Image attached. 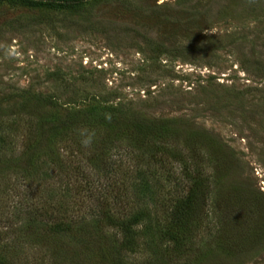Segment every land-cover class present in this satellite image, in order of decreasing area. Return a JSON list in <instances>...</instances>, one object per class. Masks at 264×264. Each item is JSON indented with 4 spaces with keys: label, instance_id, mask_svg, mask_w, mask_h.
I'll use <instances>...</instances> for the list:
<instances>
[{
    "label": "rangeland",
    "instance_id": "374dc122",
    "mask_svg": "<svg viewBox=\"0 0 264 264\" xmlns=\"http://www.w3.org/2000/svg\"><path fill=\"white\" fill-rule=\"evenodd\" d=\"M40 97L49 102L45 107L38 105ZM25 100L33 113L23 110ZM0 106V245L13 242L16 264L64 260L46 245L30 246L21 219L31 208L54 213L61 202L77 206L74 215L84 214L89 198L75 193L68 157L84 161L103 140L99 127L83 145L70 137L50 139L29 167L23 148L43 138L41 121L51 124L67 116L81 122L88 111L107 107L146 121L170 120L232 150L230 181L264 198V0H85L73 7L3 0ZM105 143L112 159L127 148L126 140ZM149 146L136 149L114 178L126 190L113 194L146 217L125 259L182 264V258L162 251L163 244L156 245L155 223L164 222L176 188L166 168L151 158ZM183 152L188 160V150ZM60 159L68 163L60 166ZM213 217L216 213L192 231L193 251L212 245ZM114 232L107 230L112 238ZM249 249L248 259L215 251L207 264H264V239Z\"/></svg>",
    "mask_w": 264,
    "mask_h": 264
},
{
    "label": "trees",
    "instance_id": "16d2710c",
    "mask_svg": "<svg viewBox=\"0 0 264 264\" xmlns=\"http://www.w3.org/2000/svg\"><path fill=\"white\" fill-rule=\"evenodd\" d=\"M25 1L32 5L73 7L85 0ZM40 98L44 100L38 105L45 107L49 102L44 97ZM29 101L21 104L25 107L22 109L27 108V113H33ZM0 110L3 111L4 107L0 106ZM59 118L56 123L41 121L37 124L43 138L40 136L24 145L22 155L27 166L31 167L38 152L52 141L50 139L70 137L75 144L83 145L88 141L90 130L99 127L103 130V140L84 161L75 156L68 157L69 163L68 160H59L60 166H65L63 161L68 163L71 170L68 174L77 181L76 188H73L75 193L89 198V207L84 214L74 215L72 209L79 208L69 202H61L54 213L47 207L44 210L31 208L29 215L21 219L24 223L21 233L28 238L30 246L46 245L55 256L64 259L58 261L53 258L52 264H134L127 262L124 251L128 244H135L136 227L146 217L142 213L131 212L128 202L113 194L120 188L126 190L124 184L118 186L114 178L127 160L132 159L136 149L144 145H150L151 158L160 167L166 168L176 188L173 200L165 205L164 222L155 223L159 240L156 245L163 244L165 254L182 258V264H207L215 251L224 256L248 259L249 248L253 249L264 239V198L238 184L235 179L230 181L235 155L208 134L184 130L170 120L146 121L118 112L113 107L90 110L81 122L70 120L67 116ZM119 140H126L127 148L122 151L123 154L119 153L117 159H112L105 142ZM170 146L172 149L166 148ZM183 149L189 152L188 160ZM164 154L171 157L167 158ZM173 166L180 171V176H174L176 171ZM65 178V175L60 177V185L66 190ZM213 213L217 215L213 217L217 219V224L208 225L213 229L210 231L214 235L212 245L193 251L192 231L200 223L210 222ZM111 228L115 230L114 238L107 233ZM105 237H109L108 240ZM113 240L119 241V246L113 244ZM10 243L8 246L0 245V264H16L13 260L15 246ZM246 249H249L248 252Z\"/></svg>",
    "mask_w": 264,
    "mask_h": 264
},
{
    "label": "clouds",
    "instance_id": "9594fccd",
    "mask_svg": "<svg viewBox=\"0 0 264 264\" xmlns=\"http://www.w3.org/2000/svg\"><path fill=\"white\" fill-rule=\"evenodd\" d=\"M85 143H87V141H85Z\"/></svg>",
    "mask_w": 264,
    "mask_h": 264
}]
</instances>
